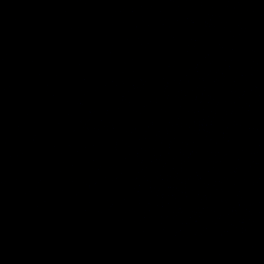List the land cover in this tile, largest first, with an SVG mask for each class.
<instances>
[{"label": "water", "instance_id": "1", "mask_svg": "<svg viewBox=\"0 0 264 264\" xmlns=\"http://www.w3.org/2000/svg\"><path fill=\"white\" fill-rule=\"evenodd\" d=\"M0 264H264V0H0Z\"/></svg>", "mask_w": 264, "mask_h": 264}]
</instances>
